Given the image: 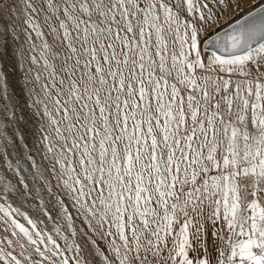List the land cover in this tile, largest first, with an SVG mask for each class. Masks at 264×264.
I'll return each mask as SVG.
<instances>
[{
  "label": "snow or ice",
  "instance_id": "snow-or-ice-1",
  "mask_svg": "<svg viewBox=\"0 0 264 264\" xmlns=\"http://www.w3.org/2000/svg\"><path fill=\"white\" fill-rule=\"evenodd\" d=\"M0 264H264V0H0Z\"/></svg>",
  "mask_w": 264,
  "mask_h": 264
},
{
  "label": "rangeland",
  "instance_id": "rangeland-1",
  "mask_svg": "<svg viewBox=\"0 0 264 264\" xmlns=\"http://www.w3.org/2000/svg\"><path fill=\"white\" fill-rule=\"evenodd\" d=\"M246 9L244 11H240L237 12L235 16H232L231 19H229L227 16L224 18L225 20V24L229 23L230 21H232L234 18H236L237 16H239L240 14H242L243 12H245ZM229 16H231V13H229Z\"/></svg>",
  "mask_w": 264,
  "mask_h": 264
},
{
  "label": "bare ground",
  "instance_id": "bare-ground-1",
  "mask_svg": "<svg viewBox=\"0 0 264 264\" xmlns=\"http://www.w3.org/2000/svg\"><path fill=\"white\" fill-rule=\"evenodd\" d=\"M247 13V10L245 12H243L242 14H240L239 16H237L236 18H234L232 21H230L229 23L225 24V26L231 24L232 22H234L236 19L240 18L241 16H243L244 14Z\"/></svg>",
  "mask_w": 264,
  "mask_h": 264
},
{
  "label": "water",
  "instance_id": "water-1",
  "mask_svg": "<svg viewBox=\"0 0 264 264\" xmlns=\"http://www.w3.org/2000/svg\"><path fill=\"white\" fill-rule=\"evenodd\" d=\"M246 14H247V13H246ZM246 14H244V15H246ZM244 15H243V16H244ZM243 16H241V17H240V18H238V19H242V17H243ZM236 20H237V19H236ZM236 20H235V21H236ZM235 21H234V22H235ZM234 22H232V23H234Z\"/></svg>",
  "mask_w": 264,
  "mask_h": 264
}]
</instances>
